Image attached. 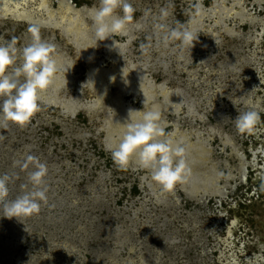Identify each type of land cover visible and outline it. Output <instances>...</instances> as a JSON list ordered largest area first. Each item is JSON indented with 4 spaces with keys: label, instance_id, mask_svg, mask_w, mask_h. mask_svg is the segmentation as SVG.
Returning a JSON list of instances; mask_svg holds the SVG:
<instances>
[{
    "label": "rangeland",
    "instance_id": "rangeland-1",
    "mask_svg": "<svg viewBox=\"0 0 264 264\" xmlns=\"http://www.w3.org/2000/svg\"><path fill=\"white\" fill-rule=\"evenodd\" d=\"M77 2L0 0V45L15 36L22 49L37 24L59 68L28 123L0 126L8 199L29 184L17 163L28 155L46 163L49 189L38 214L0 206V264H264V0H129L133 21L97 45L99 0ZM157 23L198 38L164 45ZM147 110L186 148L191 175L167 193L109 151ZM247 110L261 120L240 133Z\"/></svg>",
    "mask_w": 264,
    "mask_h": 264
},
{
    "label": "clouds",
    "instance_id": "clouds-1",
    "mask_svg": "<svg viewBox=\"0 0 264 264\" xmlns=\"http://www.w3.org/2000/svg\"><path fill=\"white\" fill-rule=\"evenodd\" d=\"M134 12L129 0H99L92 14L96 45L123 33L133 21ZM161 12L167 16L165 9ZM155 27L158 34L163 33L160 41L164 45L175 41L179 47L191 49L198 38L183 23H177L175 27L157 23ZM27 33L30 34V42L22 49L17 47L15 36L0 45V126L5 128L9 124L24 126L40 111V93L53 83L59 71L54 57L56 45L42 39L40 26L29 25ZM151 40L148 37L147 42L141 45L145 52L152 47ZM110 79L114 80V77ZM138 112L141 111L129 110V114ZM260 120L259 112L247 110L238 114L234 122L237 130L244 133L251 131ZM121 126L124 131L119 140L109 145L111 158L118 167L124 169L130 162H135L149 170L161 193L173 191L178 183L187 182L191 169L186 159V148L166 133L159 110L143 111L140 119L135 121L128 117ZM17 163L24 169L32 168L27 174L31 187L23 185L25 191L22 195L8 199L9 183L15 174L0 175V206L3 207L4 217L9 219L38 214L41 205L48 204L46 163L33 155Z\"/></svg>",
    "mask_w": 264,
    "mask_h": 264
},
{
    "label": "trees",
    "instance_id": "trees-1",
    "mask_svg": "<svg viewBox=\"0 0 264 264\" xmlns=\"http://www.w3.org/2000/svg\"><path fill=\"white\" fill-rule=\"evenodd\" d=\"M72 2L76 5H78L79 3L77 2V0H72Z\"/></svg>",
    "mask_w": 264,
    "mask_h": 264
},
{
    "label": "bare ground",
    "instance_id": "bare-ground-1",
    "mask_svg": "<svg viewBox=\"0 0 264 264\" xmlns=\"http://www.w3.org/2000/svg\"><path fill=\"white\" fill-rule=\"evenodd\" d=\"M116 36H120V35L117 34ZM258 169H259V168H258ZM233 225H234V224H233Z\"/></svg>",
    "mask_w": 264,
    "mask_h": 264
},
{
    "label": "flooded vegetation",
    "instance_id": "flooded-vegetation-1",
    "mask_svg": "<svg viewBox=\"0 0 264 264\" xmlns=\"http://www.w3.org/2000/svg\"><path fill=\"white\" fill-rule=\"evenodd\" d=\"M258 184H259V182L256 185H258Z\"/></svg>",
    "mask_w": 264,
    "mask_h": 264
}]
</instances>
